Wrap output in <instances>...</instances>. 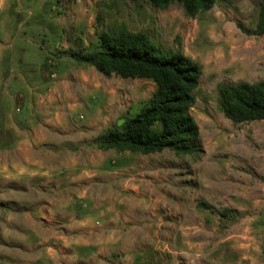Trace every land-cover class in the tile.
I'll return each mask as SVG.
<instances>
[{"label": "rangeland", "instance_id": "obj_1", "mask_svg": "<svg viewBox=\"0 0 264 264\" xmlns=\"http://www.w3.org/2000/svg\"><path fill=\"white\" fill-rule=\"evenodd\" d=\"M262 4L0 0V264H264V121L218 92L264 82ZM123 31L200 68L192 155L103 148L157 92L77 61Z\"/></svg>", "mask_w": 264, "mask_h": 264}, {"label": "trees", "instance_id": "obj_2", "mask_svg": "<svg viewBox=\"0 0 264 264\" xmlns=\"http://www.w3.org/2000/svg\"><path fill=\"white\" fill-rule=\"evenodd\" d=\"M137 2L140 0H131ZM158 8L181 4L194 17L211 10L218 0H146ZM258 33L264 36V0ZM101 49L81 56L77 61L94 66L105 74L123 79H148L157 85L150 104L127 121L121 131L111 132L103 148L144 155L173 148L179 155H192L200 130L190 110L195 104L193 92L199 86L200 68L182 54L157 48L145 34L123 31L103 34ZM225 117L238 124L264 121V82L235 86L223 84L218 89Z\"/></svg>", "mask_w": 264, "mask_h": 264}]
</instances>
